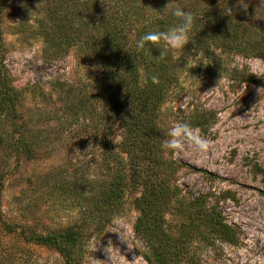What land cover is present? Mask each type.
<instances>
[{
    "label": "rangeland",
    "instance_id": "obj_1",
    "mask_svg": "<svg viewBox=\"0 0 264 264\" xmlns=\"http://www.w3.org/2000/svg\"><path fill=\"white\" fill-rule=\"evenodd\" d=\"M151 7L165 0H143ZM245 22L264 30V0H233ZM47 0H0V72L7 78L17 110L27 127L29 153H13L9 119L0 117V205L4 218L26 233L61 235L78 228L84 247L76 264H147L146 245L135 233L139 218L127 191L113 208L102 206L88 221L90 191L86 167L99 151L76 122L62 131L55 112L69 87L96 84L77 54L63 45L49 52L40 39ZM166 53L174 71L161 111L167 152L178 164L176 184L186 199L209 195L236 235L194 244L186 264H264V55L209 48L183 51L160 42L154 55ZM179 61V62H178ZM159 67H152L157 71ZM147 70L142 75L145 77ZM178 124L187 135L173 136ZM119 131L115 128L113 138ZM96 184L103 177L90 171ZM100 183V182H99ZM98 186V184H97ZM0 247L31 255L40 264H64L48 246L8 235L0 226Z\"/></svg>",
    "mask_w": 264,
    "mask_h": 264
},
{
    "label": "trees",
    "instance_id": "obj_2",
    "mask_svg": "<svg viewBox=\"0 0 264 264\" xmlns=\"http://www.w3.org/2000/svg\"><path fill=\"white\" fill-rule=\"evenodd\" d=\"M171 2L175 3L170 7L180 6L195 16L188 44L191 50L264 55V30L245 22L233 0H165L157 7L143 0H47L45 21L38 24L46 49L77 46V54L96 82L69 87L67 100L53 115L62 131L83 123L82 129L100 154L94 165L86 167L84 183L94 187L86 217L88 221L93 213L101 217L102 206L113 208L127 191L137 194L135 233L148 250L144 254L147 264H186L193 258L194 244L218 236L226 242L236 235L209 195L186 199L176 184L179 166L167 152L168 126L161 108L175 76L169 67H180L179 63L171 62L166 53L154 55L150 44L136 47L145 33L166 31L179 23L170 13H161ZM152 67L159 69L152 71ZM1 116L9 119L12 128L11 151L29 153L26 123L0 72ZM115 128L117 139L113 138ZM90 171L104 181L99 180L97 186ZM3 178L0 175V189ZM0 226L25 242L52 247L64 264H76L85 243L78 228L61 235L28 234L4 218L1 205ZM0 264L40 263L29 254L0 247Z\"/></svg>",
    "mask_w": 264,
    "mask_h": 264
},
{
    "label": "clouds",
    "instance_id": "obj_3",
    "mask_svg": "<svg viewBox=\"0 0 264 264\" xmlns=\"http://www.w3.org/2000/svg\"><path fill=\"white\" fill-rule=\"evenodd\" d=\"M173 3L175 2L169 3L161 13H170L171 16L178 18L179 23L169 27L166 31H151L145 33L136 42L138 49H143L146 44L159 48L160 42H162L163 45H166L170 49L183 51L185 46L190 43V33L196 22L195 16L191 11H186L180 6L170 7ZM163 55L164 53L161 51V56ZM188 132L189 128L186 124H178L171 134L173 136H181L187 135ZM168 147L175 148L179 147V145L173 140L168 141Z\"/></svg>",
    "mask_w": 264,
    "mask_h": 264
}]
</instances>
